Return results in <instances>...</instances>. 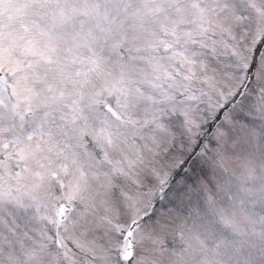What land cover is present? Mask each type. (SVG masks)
Listing matches in <instances>:
<instances>
[{"label": "snow or ice", "instance_id": "snow-or-ice-1", "mask_svg": "<svg viewBox=\"0 0 264 264\" xmlns=\"http://www.w3.org/2000/svg\"><path fill=\"white\" fill-rule=\"evenodd\" d=\"M0 264H264V0H0Z\"/></svg>", "mask_w": 264, "mask_h": 264}]
</instances>
